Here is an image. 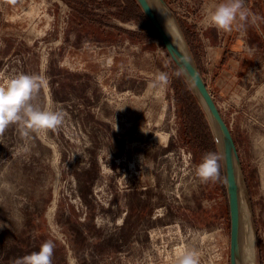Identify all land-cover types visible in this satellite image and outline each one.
I'll return each mask as SVG.
<instances>
[{
    "label": "rangeland",
    "instance_id": "374dc122",
    "mask_svg": "<svg viewBox=\"0 0 264 264\" xmlns=\"http://www.w3.org/2000/svg\"><path fill=\"white\" fill-rule=\"evenodd\" d=\"M149 2L175 19L234 139L256 264H264L263 45L250 20L233 25L225 48L246 41L239 57L253 59L245 56L235 88L223 93L209 45L224 43L226 32L201 23L213 0ZM245 4L264 30V0ZM136 7L0 0V79L32 74L40 87L31 102L63 114L39 132L25 134L23 121L0 129V264H16L48 240L52 264H172L184 247L198 252V264H229L220 149L199 96ZM207 152L218 155V174L204 181L196 169Z\"/></svg>",
    "mask_w": 264,
    "mask_h": 264
},
{
    "label": "clouds",
    "instance_id": "9594fccd",
    "mask_svg": "<svg viewBox=\"0 0 264 264\" xmlns=\"http://www.w3.org/2000/svg\"><path fill=\"white\" fill-rule=\"evenodd\" d=\"M240 18L256 23V15L246 6L245 0H213L201 17L204 26H214L223 30H231ZM161 81L166 76H159ZM40 87V82L29 73H16L0 79V129L9 124L23 121L29 130L37 132L54 128L62 122L63 114L59 110L34 105L33 94ZM197 174L204 180L215 179L218 174V155L207 152L197 165ZM54 243L43 242L39 249L19 258L16 264H52ZM172 264H198V252L192 248L176 250Z\"/></svg>",
    "mask_w": 264,
    "mask_h": 264
},
{
    "label": "water",
    "instance_id": "95a60500",
    "mask_svg": "<svg viewBox=\"0 0 264 264\" xmlns=\"http://www.w3.org/2000/svg\"><path fill=\"white\" fill-rule=\"evenodd\" d=\"M147 22L154 30L162 47L176 67L183 73L193 86L195 92L201 99L210 118L219 133L222 149V163L225 176V185L229 211V264H237L238 256V227H239V202L237 188V166L239 158L237 155L234 139L228 126L222 119L207 87L198 72L193 61L179 52L171 43L166 33L159 25L153 10L147 0H135ZM161 1V0H159Z\"/></svg>",
    "mask_w": 264,
    "mask_h": 264
},
{
    "label": "bare ground",
    "instance_id": "6f19581e",
    "mask_svg": "<svg viewBox=\"0 0 264 264\" xmlns=\"http://www.w3.org/2000/svg\"><path fill=\"white\" fill-rule=\"evenodd\" d=\"M149 2V0H147ZM153 13L163 29L166 33L167 37L171 41V43L175 46V48L189 57V53L187 51V47L183 41V38L180 34L178 26L176 24L173 16L168 12L160 3H157L156 6H153L149 2ZM200 104L203 107V110L206 113V118L210 124V127L213 131L216 143L221 149V140L219 133L214 125L213 120L210 118L208 112L206 111L201 99L199 98ZM166 137V136H165ZM160 138V137H159ZM237 188H238V202H239V227H238V256H237V264H256V256H255V237L253 231V225L251 220V211L249 207L248 198L246 196V192L241 184L240 179L237 176Z\"/></svg>",
    "mask_w": 264,
    "mask_h": 264
},
{
    "label": "crops",
    "instance_id": "0c3cea01",
    "mask_svg": "<svg viewBox=\"0 0 264 264\" xmlns=\"http://www.w3.org/2000/svg\"><path fill=\"white\" fill-rule=\"evenodd\" d=\"M253 27H254V33L256 37L260 40V43L263 45V48H264V30L262 29V26L256 21V23L253 24ZM231 31L232 29L225 30L226 36L224 38V43L222 42L221 44H219L218 43L219 40L217 38H212L211 40L212 45H209L214 55V61L212 65H214L213 67L216 69L215 71L217 73L215 84L218 90L222 91L223 93L225 91L230 92L232 89L235 88L237 72L239 70H243L245 67L244 62H243L245 56L247 55L250 61L253 59V54H250V52L247 54L245 52V54H242V56L239 57L238 51H240L241 48H244V50L246 51V45H247L246 41L243 42L242 40L238 41L235 39L233 43H231L230 47L225 48V40L232 39ZM206 36L207 37L209 36L208 32L206 33ZM210 48L208 47L209 50ZM253 49L255 48H252L251 50ZM229 53H232V54L230 58L228 59Z\"/></svg>",
    "mask_w": 264,
    "mask_h": 264
},
{
    "label": "trees",
    "instance_id": "16d2710c",
    "mask_svg": "<svg viewBox=\"0 0 264 264\" xmlns=\"http://www.w3.org/2000/svg\"><path fill=\"white\" fill-rule=\"evenodd\" d=\"M136 13H138V17L140 18V21L142 22L141 26L143 27L144 30L150 31L151 27L150 25L147 23L145 17L143 16V14L137 9L136 7ZM121 20H124V18H121Z\"/></svg>",
    "mask_w": 264,
    "mask_h": 264
},
{
    "label": "built area",
    "instance_id": "2783aa9c",
    "mask_svg": "<svg viewBox=\"0 0 264 264\" xmlns=\"http://www.w3.org/2000/svg\"><path fill=\"white\" fill-rule=\"evenodd\" d=\"M150 236V238H151V235H149Z\"/></svg>",
    "mask_w": 264,
    "mask_h": 264
}]
</instances>
